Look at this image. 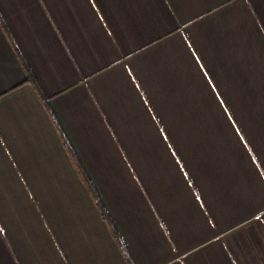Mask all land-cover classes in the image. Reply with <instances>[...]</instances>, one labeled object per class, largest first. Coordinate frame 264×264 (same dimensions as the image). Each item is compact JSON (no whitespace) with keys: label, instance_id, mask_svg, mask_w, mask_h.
Returning a JSON list of instances; mask_svg holds the SVG:
<instances>
[{"label":"crops","instance_id":"crops-1","mask_svg":"<svg viewBox=\"0 0 264 264\" xmlns=\"http://www.w3.org/2000/svg\"><path fill=\"white\" fill-rule=\"evenodd\" d=\"M0 13V264H264V0Z\"/></svg>","mask_w":264,"mask_h":264},{"label":"trees","instance_id":"trees-1","mask_svg":"<svg viewBox=\"0 0 264 264\" xmlns=\"http://www.w3.org/2000/svg\"><path fill=\"white\" fill-rule=\"evenodd\" d=\"M0 22H1V24L3 25L5 31L9 34L10 38L12 39V37H11L12 35H11V33H10V30H9L7 24L5 23V21L3 20L1 13H0ZM15 46H16V45H15ZM16 49L18 50V48H16ZM28 80H29V81H32V82L35 84V86H36V88L38 89L40 95H41L43 98H45V96L43 95V92L41 91V88L39 87L38 82H37V80L35 79V77L32 75V76H30V77L28 78Z\"/></svg>","mask_w":264,"mask_h":264}]
</instances>
